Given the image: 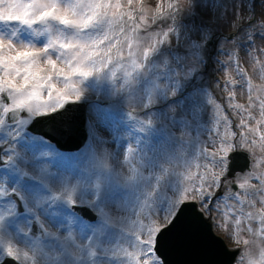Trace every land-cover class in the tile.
Returning a JSON list of instances; mask_svg holds the SVG:
<instances>
[{"label": "rangeland", "instance_id": "1", "mask_svg": "<svg viewBox=\"0 0 264 264\" xmlns=\"http://www.w3.org/2000/svg\"><path fill=\"white\" fill-rule=\"evenodd\" d=\"M36 2L2 0L0 18L17 15L18 4ZM70 2L61 0L63 4ZM115 2L121 5L119 10L115 14L112 9L102 11L93 28L89 24L80 27L76 17H69L70 23L62 28L54 20L29 16V21L39 23L35 29L31 27L35 32L32 39L20 37L19 29L15 40L7 35L0 38V67H7L9 73L26 74L19 80L13 76L11 82L0 76V85L6 90L16 86L11 104H0V119L3 116L5 121L7 112L18 107L29 112L24 111V117L15 125L14 142H0L4 147L0 156L7 171L0 175V188L5 193L0 205L11 209L9 218L28 216L30 224L19 229L21 236L45 241L62 223L58 217L69 216L63 209L48 216L43 203L27 206L26 192L22 190L21 195L12 187L6 189V181L12 176L19 182L21 175H27L33 183L36 175L49 172L45 187L50 190L51 210L57 206L55 197L68 203L69 191L76 185L79 190L73 194L75 203L71 206L79 205L89 193L83 178L97 189L96 177L89 170L97 168L106 175L107 185L115 186L110 199L101 201L98 207L110 202L115 208L106 222L113 229L107 230L110 240H106L104 250L89 254L91 260L104 256L103 264H113L110 257L114 251L109 247L112 240H135L134 235L141 233L144 224L159 231L188 200L196 201L211 217L215 233L228 247L240 249L235 264H264V232L260 231L264 228V0L254 1L257 19L249 27L246 24L254 17L253 0ZM230 33L237 36L229 40L224 35ZM236 52L240 53L239 70L229 63L233 59L229 53ZM257 56L258 62H252ZM77 68H90L92 75L84 77ZM126 72L131 76L126 77ZM76 92L82 93L80 99H66ZM38 93L52 101L51 109L43 108ZM67 100L92 102L93 114L88 113L91 143L69 156L64 165L52 168L40 161L43 149L28 147L37 137L24 132L33 117L52 113ZM106 108L120 112L121 117L132 115L126 124L129 129L110 119L103 111ZM20 124L24 128L17 126ZM154 130L160 131L157 139L151 134ZM236 150L248 153L251 169L230 178L227 158ZM83 158L90 160L89 166L81 164ZM67 164L73 167L68 169ZM254 175L260 177V183L252 179ZM213 180L218 182V191L215 186L209 187ZM244 183L245 191L233 194L234 185ZM209 193L211 199L205 203ZM221 194L226 198L238 195L243 204L228 199L214 205ZM88 195L92 197L93 193ZM99 195L93 197V203L100 200ZM4 197H9L11 203L7 204ZM36 208H41L38 215ZM88 210L95 215L91 208ZM36 224L44 233L39 230L35 237L32 231ZM92 230L87 247L98 241L95 231L101 229ZM59 245L67 250L66 242ZM52 248L49 243H39L43 256H51ZM30 253L35 255L37 248ZM36 263L47 264L44 257L37 258ZM118 264H124L123 260Z\"/></svg>", "mask_w": 264, "mask_h": 264}, {"label": "bare ground", "instance_id": "2", "mask_svg": "<svg viewBox=\"0 0 264 264\" xmlns=\"http://www.w3.org/2000/svg\"><path fill=\"white\" fill-rule=\"evenodd\" d=\"M1 2H2V0H0V4H1ZM31 22L35 23L34 27H37L39 25V23L36 21H31ZM19 23L16 25L17 28L19 27ZM89 25L91 26V28H93V27H95L96 23L93 22ZM30 29L31 28H29V30ZM0 45H1V42H0ZM1 89H4V85H2V84L0 85V90ZM219 99L222 100L221 97H219ZM51 102L52 101H46V96L42 94V103H40V104H45V106H43L44 109H51L52 108L51 104H50ZM65 103H66V101L62 102L61 105H64ZM93 108L94 107H93L92 103H90V113L91 114H93ZM105 110L106 109H104V111ZM108 116L110 119L113 118V116L111 114H109ZM125 118L129 119L130 117L125 116ZM132 121L135 122L134 120H132ZM0 127L2 129L3 125H0ZM88 127H89V129L91 128V123H88ZM58 130H59V128H58ZM1 131L5 132L4 130H1ZM12 131H13V128H9L8 134L5 132L6 136H8L7 143H9V142H11V140H13L12 139V136H13ZM154 131H153V133L159 132L157 130L155 132ZM75 135H76V131H68V130L64 134L65 138L73 137ZM44 141H47V140H44ZM90 143H91V133L89 135V139H88L87 143L85 144V146H90ZM42 149L44 152L46 150H48V148H46V147H43ZM59 153H61V151H57L56 153H53V154L56 155ZM42 162L46 163L48 166H50L52 168H54L56 166V165H54V163L52 161L49 162V161L42 160ZM81 164H84L87 167L90 164V160H88L87 158H83ZM66 167L68 169H71L70 164H67ZM89 170H90L91 174L95 175L94 177H96V180L98 182L99 187L97 189H94L92 184L85 182L86 180H85V178H83L82 182L85 185H88V187H89V189L87 191V192H89L88 194L93 193V195H92V197H90V195H88V194L83 196V199L81 202H82V204L90 206L92 209H95V208L98 209V212L100 213V214L97 213L100 219H98V217H97V221L94 222L95 225L93 226L96 229H101L100 231H95L96 233H98V238H97L98 241L94 240V243L90 247H86V245L91 240L90 239V235H91L90 233L84 234L83 232L80 231L81 229L79 230L78 227H73V229L71 230L67 226L61 224L58 226V229L61 228L59 236L64 242H66L67 250L63 252L60 248H58L54 245V243L56 242V239L54 238L55 236L49 237L50 242H47V243L52 244V246L54 247V248H52L53 253L51 254V256L49 255V257H50V260H49V257H47V255L43 256L42 254H40L41 249H39V243H41V242H39V240H36V241L30 240V239L20 235L19 229H25L27 224H28V220L26 219L27 216L26 217L22 216L20 218H15V217L9 218L7 215L11 209L5 208L4 206L0 205V217H3L2 221H0V254L4 253L3 257L2 258L0 257V264L3 263L2 260H3V258L6 257L5 247L9 242L12 243L13 245L19 247L22 250L28 251L29 253L34 249V247H36L37 248V253L35 254L36 259L44 257L47 264H103V258H105L104 256L91 260L93 257H90L89 254L93 251L96 252L97 250H104L105 249L104 244L110 240V238H109L110 234L107 230L113 231V229H111L110 226H106V222L109 220V215L110 216L112 215V210L115 208V206H112V204L110 202H106V204H104L102 206V208H99L98 206L101 203V201L103 202V201H105V199H106V201L108 199H110L109 197H111L112 193L114 192L115 186L114 185H107L106 180H105L106 175H104L103 173L98 171L97 168H94V169L89 168ZM39 179L42 181V183H44V181H49V179H50L49 172L44 171L41 174ZM11 181L17 182V179L12 178ZM76 187L70 189L69 192L72 194H76V192L79 190V186L76 185ZM8 188H10V186H6V189H8ZM20 189L23 190L24 192H26V198L25 199H26V205L27 206L33 205L34 202H35V204H37V203H44V202L48 201L46 194L49 193L50 191L45 186H39L37 184H30V185L29 184H20ZM0 190H1V188H0ZM96 190H98V191H96ZM98 193H100V195H99L100 200L98 202L93 203L92 202L93 197ZM233 194H236V192H234ZM226 196H228V195H226ZM228 197H230V196H228ZM2 199H3V196L0 195V201ZM73 200H74V197H73ZM4 201L7 204H10V201L8 199H4ZM230 201H231V199H230ZM126 203L129 204V202H126ZM46 204H48V203H46ZM64 205L65 204H63V206ZM124 206H126V205H124ZM64 207H66V206H64ZM40 210H41V208H36V211H35L36 215H38ZM54 210L59 212V211H61V208L59 206H56L54 208ZM48 216H50V213ZM69 217L70 218H76V216H72V215H70ZM63 223H67V222H63ZM92 231L93 230H91V232ZM55 235L58 236V233L56 232ZM153 235H154V233H153ZM129 238L132 239V237H129ZM175 238L178 239V242L174 243L172 246V252H170L171 256L173 255L172 257L175 256L176 251L180 252L181 250H184L183 248H186L187 250H189L187 247H183V243L185 241L183 243H181L182 240L179 239L180 235H179V238H178V236H175ZM130 239H127L124 237L122 240H120V242H117L118 240L114 239V240H112V243L109 245V247L112 249V251L115 252L118 248H121L123 246H127V244H129V243L131 244L132 241ZM106 240H108V241H106ZM110 259L119 260L120 257L114 256V257H111ZM104 260H106V259H104ZM108 264H110V263L108 262Z\"/></svg>", "mask_w": 264, "mask_h": 264}, {"label": "snow or ice", "instance_id": "3", "mask_svg": "<svg viewBox=\"0 0 264 264\" xmlns=\"http://www.w3.org/2000/svg\"><path fill=\"white\" fill-rule=\"evenodd\" d=\"M185 3H187V0H185ZM171 6L172 5H169V7ZM15 7L19 9V13L17 15H5L3 18H0V38H3V36L7 35L9 39L15 40L16 34L18 32V28L16 27V25L21 21H23L24 23H30L31 21L27 19L29 16L32 17L39 16L42 21H47L51 19L56 21V23L60 24L61 26L68 25L70 23L69 17H76L78 20V25L80 27H83L86 24H91L97 21L101 12L104 10L112 9L113 14H115L119 10L121 5L116 3L115 0H71V2L67 4L61 3V0H59V2H56V0H51V2H48V0H45V2H39L38 0V2L36 3H21L16 5ZM261 35L264 36V33H261ZM165 39H167V36H165ZM261 50L264 51V49ZM229 55H232L233 57V59L229 61V63L236 65L237 70H239L238 66H239L240 53L239 52H236L235 54L229 53ZM244 55L247 57L249 54L244 53ZM258 60H259L258 56L252 58V62H258ZM49 63L51 64L52 61L49 60ZM135 66L136 65H133L132 67ZM76 71L77 72L82 71L84 77L92 75V70L90 68L87 70L83 68H77ZM131 74H132L131 72H126V77H130ZM24 75L26 74L9 73L7 67H0V76H6L10 82L12 81L13 76H15L17 80H19L22 79ZM112 77L113 78L115 77V72L112 73ZM29 79H31V77H29ZM25 83H27V80H25ZM125 83L126 84L129 83V80L126 79ZM247 83H249V92H251L250 82ZM15 87H16L15 84H13L12 87L7 88V91L0 92V99L11 104L12 93ZM221 87H224V85H221ZM38 94L42 95V93H38ZM81 95L82 93L76 92L75 94L66 97V99L78 100L80 99ZM0 111H2V109H0ZM23 111H26L29 114L28 110H20V112ZM9 113H13V112L10 110ZM4 123L5 121L3 119H0V125ZM131 153H132V149L130 148L129 158L131 157ZM135 171H136L135 168H133L134 173ZM232 175H235V166L233 167ZM252 179L256 180L257 183L261 182L259 176L254 175ZM212 186H215L217 191L219 190L218 182H216L215 180H213L209 185L210 188ZM234 187L237 189V193H240L241 190L245 191V189L247 188V184L246 183L235 184ZM4 194H5L4 191L0 190V195H4ZM67 199L71 203H75V200H73L72 193H69ZM208 199H211L210 193L205 198L204 202L207 203ZM228 199H235L241 204H243V201H240L238 195H234L233 197L226 198L223 194H221L219 196H216L214 205L222 201L226 202ZM186 202H188V200H184L181 203L180 207H182ZM177 213L175 216L172 217V223H173V219L177 217ZM180 214L182 215V212ZM229 214H234V213H229ZM2 219L3 217H0V221H2ZM141 228H142L141 233L139 235H134L135 237L134 244L118 248L113 253V255L120 257L124 261V264H163V261L160 259L158 255L160 251L159 245L161 244V241L166 234L164 233L162 235L163 228H161L159 231H155L154 228H151V226L147 224L141 225ZM260 231L264 232V228H261ZM146 237H152V238L146 239ZM245 243L247 244V241H245ZM5 253L7 258L17 261L18 264L21 260L30 262V264H36V257L34 254H31L26 250H22L10 242L5 247ZM92 255H95V252H93ZM239 255H240V250L237 249L232 259L235 260L236 257ZM252 264H258V262L253 261Z\"/></svg>", "mask_w": 264, "mask_h": 264}, {"label": "water", "instance_id": "4", "mask_svg": "<svg viewBox=\"0 0 264 264\" xmlns=\"http://www.w3.org/2000/svg\"><path fill=\"white\" fill-rule=\"evenodd\" d=\"M234 35H229L227 38H232ZM211 43L215 44V41ZM86 111L87 103H70L64 110L35 119L31 123L30 129L35 133L43 134L57 141L62 148L69 150L79 149L83 146L88 136L85 127ZM20 116L21 114L17 112L14 120ZM67 130L76 131V135L65 138L64 134ZM229 160V175L232 178L237 172L251 169V159L245 151L232 153L229 156ZM234 166L235 175H232ZM181 212L182 215L180 214ZM171 225L163 230L162 235L166 234L159 245V254L164 259L165 264H234L236 261V259H232L236 250L231 251L225 241L213 232L210 221L198 210L196 203L184 204ZM175 236L182 240L181 243L185 241L183 247H187L189 250L182 247L184 250L176 251L175 256L172 257L173 255L171 256L170 254L172 246L178 242Z\"/></svg>", "mask_w": 264, "mask_h": 264}]
</instances>
